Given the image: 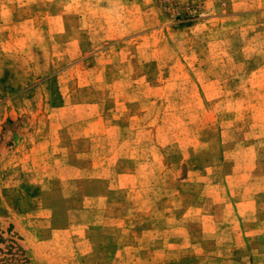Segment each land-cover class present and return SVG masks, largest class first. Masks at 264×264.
<instances>
[{
	"label": "rangeland",
	"instance_id": "rangeland-1",
	"mask_svg": "<svg viewBox=\"0 0 264 264\" xmlns=\"http://www.w3.org/2000/svg\"><path fill=\"white\" fill-rule=\"evenodd\" d=\"M0 264H264V0H0Z\"/></svg>",
	"mask_w": 264,
	"mask_h": 264
}]
</instances>
